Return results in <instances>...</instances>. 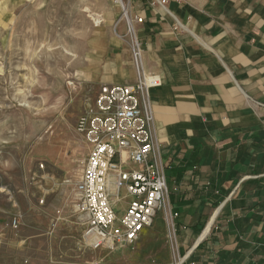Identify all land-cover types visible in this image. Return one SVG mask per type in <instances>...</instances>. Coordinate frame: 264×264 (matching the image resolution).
Segmentation results:
<instances>
[{
    "label": "crops",
    "instance_id": "obj_1",
    "mask_svg": "<svg viewBox=\"0 0 264 264\" xmlns=\"http://www.w3.org/2000/svg\"><path fill=\"white\" fill-rule=\"evenodd\" d=\"M131 2L144 67L161 78L153 136L169 223L158 212L134 244L170 231L184 264H264V0ZM125 54L127 77L104 84L136 81ZM120 249L81 264H138Z\"/></svg>",
    "mask_w": 264,
    "mask_h": 264
},
{
    "label": "rangeland",
    "instance_id": "obj_2",
    "mask_svg": "<svg viewBox=\"0 0 264 264\" xmlns=\"http://www.w3.org/2000/svg\"><path fill=\"white\" fill-rule=\"evenodd\" d=\"M121 26L115 0H0V264H81L97 253L75 209L88 155L77 123L102 84L127 77ZM138 243L120 247L128 262L184 264L170 231Z\"/></svg>",
    "mask_w": 264,
    "mask_h": 264
},
{
    "label": "built area",
    "instance_id": "obj_3",
    "mask_svg": "<svg viewBox=\"0 0 264 264\" xmlns=\"http://www.w3.org/2000/svg\"><path fill=\"white\" fill-rule=\"evenodd\" d=\"M115 1L126 24L137 78L102 84L93 108L77 123L88 155L76 185L75 209L83 217V240L93 250L134 244L154 224L168 193L166 164L153 136L151 90L161 85V78L144 67L138 34L143 17L134 14L131 0Z\"/></svg>",
    "mask_w": 264,
    "mask_h": 264
},
{
    "label": "bare ground",
    "instance_id": "obj_4",
    "mask_svg": "<svg viewBox=\"0 0 264 264\" xmlns=\"http://www.w3.org/2000/svg\"><path fill=\"white\" fill-rule=\"evenodd\" d=\"M94 19H95V21H96L97 23L100 22V17H99V15H98V16H94Z\"/></svg>",
    "mask_w": 264,
    "mask_h": 264
}]
</instances>
